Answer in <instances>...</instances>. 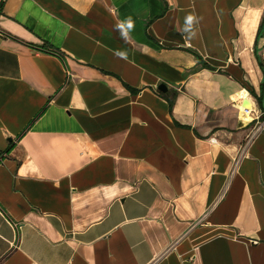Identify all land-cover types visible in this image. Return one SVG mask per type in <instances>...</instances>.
Returning a JSON list of instances; mask_svg holds the SVG:
<instances>
[{
	"label": "crops",
	"instance_id": "0c3cea01",
	"mask_svg": "<svg viewBox=\"0 0 264 264\" xmlns=\"http://www.w3.org/2000/svg\"><path fill=\"white\" fill-rule=\"evenodd\" d=\"M0 1V264H264V0Z\"/></svg>",
	"mask_w": 264,
	"mask_h": 264
},
{
	"label": "built area",
	"instance_id": "2783aa9c",
	"mask_svg": "<svg viewBox=\"0 0 264 264\" xmlns=\"http://www.w3.org/2000/svg\"><path fill=\"white\" fill-rule=\"evenodd\" d=\"M0 35H4L2 32H0ZM241 115L250 116L249 123L254 122L253 129L250 132V134L247 137V141H249L253 136H255L257 133L263 131L264 126V111H253L249 108L244 107L241 109Z\"/></svg>",
	"mask_w": 264,
	"mask_h": 264
},
{
	"label": "trees",
	"instance_id": "16d2710c",
	"mask_svg": "<svg viewBox=\"0 0 264 264\" xmlns=\"http://www.w3.org/2000/svg\"><path fill=\"white\" fill-rule=\"evenodd\" d=\"M2 5H3V1H0V11H1ZM263 30H264V15L262 17V21H261L260 26H259L258 35H260L263 32ZM42 49H44V51H46L48 53L55 54V55L62 57V53L59 50L53 49L52 47L45 46ZM8 149H9V146L6 149V151Z\"/></svg>",
	"mask_w": 264,
	"mask_h": 264
},
{
	"label": "water",
	"instance_id": "95a60500",
	"mask_svg": "<svg viewBox=\"0 0 264 264\" xmlns=\"http://www.w3.org/2000/svg\"><path fill=\"white\" fill-rule=\"evenodd\" d=\"M158 89L161 90V91H165V90H166V88H165L164 85H159V86H158Z\"/></svg>",
	"mask_w": 264,
	"mask_h": 264
},
{
	"label": "bare ground",
	"instance_id": "6f19581e",
	"mask_svg": "<svg viewBox=\"0 0 264 264\" xmlns=\"http://www.w3.org/2000/svg\"><path fill=\"white\" fill-rule=\"evenodd\" d=\"M246 118H248V120H250V116L249 115H247Z\"/></svg>",
	"mask_w": 264,
	"mask_h": 264
},
{
	"label": "clouds",
	"instance_id": "9594fccd",
	"mask_svg": "<svg viewBox=\"0 0 264 264\" xmlns=\"http://www.w3.org/2000/svg\"><path fill=\"white\" fill-rule=\"evenodd\" d=\"M189 21H191V17L189 18Z\"/></svg>",
	"mask_w": 264,
	"mask_h": 264
}]
</instances>
